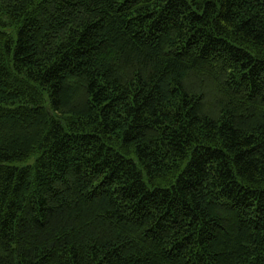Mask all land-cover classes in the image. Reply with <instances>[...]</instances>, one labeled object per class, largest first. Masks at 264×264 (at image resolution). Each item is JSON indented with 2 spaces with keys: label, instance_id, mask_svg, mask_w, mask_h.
<instances>
[{
  "label": "trees",
  "instance_id": "trees-1",
  "mask_svg": "<svg viewBox=\"0 0 264 264\" xmlns=\"http://www.w3.org/2000/svg\"><path fill=\"white\" fill-rule=\"evenodd\" d=\"M0 264H264V0H0Z\"/></svg>",
  "mask_w": 264,
  "mask_h": 264
}]
</instances>
